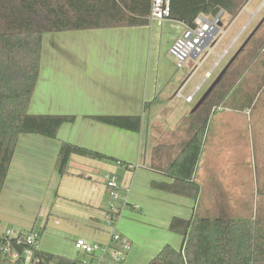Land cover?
I'll list each match as a JSON object with an SVG mask.
<instances>
[{"label":"crops","instance_id":"1","mask_svg":"<svg viewBox=\"0 0 264 264\" xmlns=\"http://www.w3.org/2000/svg\"><path fill=\"white\" fill-rule=\"evenodd\" d=\"M263 4L264 1L258 11ZM247 5L235 17L223 13L220 24L223 38H219L213 52L197 69L196 60H190L187 68L177 67L169 55L186 26L172 19L162 24L150 20L143 27L50 33L56 36L53 41H46L44 72L41 71L45 77L41 73L29 112L73 115L76 120L62 125L55 139L37 134L19 137L0 196V233L9 230L16 236L31 230L38 232L35 224L39 218H47L44 233L48 227L50 231L61 227L62 232L76 231L89 240H101L98 231L108 230V212L113 204L107 182L114 177L118 179L117 205L121 217L123 212L126 214L121 228L124 235L118 230L119 224L116 226L131 245L122 264H148L167 244L181 249L183 238L168 229L174 217L209 218L210 211L220 209L232 218L240 214L228 211L243 208L242 201L247 195L243 187L239 191L236 186L237 177L245 172L237 158L247 151L248 142L254 152L259 150L264 156V91L244 110L222 106H219L222 110H212L193 177L201 189L197 200L152 188L155 181L172 180L150 166L154 148L194 113L203 92L206 93L204 87L209 83V89L214 82L215 79L209 81L220 63L213 56L220 58L239 39L246 26L229 48L223 53L216 52ZM225 18L229 21L225 22ZM66 38L67 43L61 42ZM210 72L212 75L207 78ZM258 83L255 74L249 75L241 95L254 92ZM178 92L183 97L194 95L193 101L177 97ZM201 92L202 96L196 100ZM94 116H140L141 129L139 132L120 129L100 123ZM63 143L115 161L74 154L62 175L56 165ZM175 236L181 240L180 247ZM144 239H149L145 248L140 244ZM60 247L57 251L60 253H52L39 243L44 252L69 257L63 255L65 250Z\"/></svg>","mask_w":264,"mask_h":264},{"label":"trees","instance_id":"2","mask_svg":"<svg viewBox=\"0 0 264 264\" xmlns=\"http://www.w3.org/2000/svg\"><path fill=\"white\" fill-rule=\"evenodd\" d=\"M250 0H170V19L192 26L201 16L215 18L223 12L235 17ZM152 0H0V196L19 137L37 134L55 139L60 127L73 123V115H32L29 108L37 90L45 36L50 33L112 28L143 27L150 24ZM259 83L244 95L249 75ZM264 91V23L227 69L199 109L179 129L154 148L151 169L171 183L153 182L152 188L197 200L200 186L193 177L212 110L222 106L244 110ZM238 98V99H237ZM244 98V100H242ZM94 120L131 132L141 129L140 116H94ZM92 159L111 158L63 143L57 170L64 174L71 155ZM123 164V162H120ZM125 165V164H123ZM128 169L133 167L127 165ZM235 219L224 209L216 218L174 217L169 231L183 238L181 249L165 245L148 264H264V218ZM0 238V264H21L13 253L23 254L27 233ZM45 227L38 231L43 235ZM40 264H81L76 259L35 250Z\"/></svg>","mask_w":264,"mask_h":264},{"label":"built area","instance_id":"3","mask_svg":"<svg viewBox=\"0 0 264 264\" xmlns=\"http://www.w3.org/2000/svg\"><path fill=\"white\" fill-rule=\"evenodd\" d=\"M259 9V11L263 8ZM253 16V15H252ZM171 3L170 0H152V10L150 20L152 23L162 24L167 20H171ZM223 17V12L215 18L199 17L194 25H186L181 35L174 41L169 50V55L175 60L177 67H182L190 60L198 61L201 55L206 52L203 58L198 62L196 69L200 67L208 55L213 52L215 44L218 42L217 36L221 31L220 24ZM249 24V23H248ZM236 42V41H235ZM221 55L220 61L228 54ZM217 63V65L219 64ZM212 73L207 74V78L211 77ZM177 97L184 98L187 102H192L194 95L183 97L181 92L177 93ZM222 110L220 107L213 111ZM109 197L112 199L110 211L106 227L110 230V240L107 244L89 243L83 239L75 242V249L78 253L84 254L83 257L75 258L81 264H122L126 255L131 250V245L117 230L116 221L121 215V208L117 205L120 200L118 179L111 178L107 182ZM26 234V233H25ZM18 235H12L8 231L0 233V238H17ZM39 234L36 231L27 233L25 236V244L30 248L26 249L21 255L13 253L14 260H21V264H40V260L35 256V250L39 248Z\"/></svg>","mask_w":264,"mask_h":264},{"label":"rangeland","instance_id":"4","mask_svg":"<svg viewBox=\"0 0 264 264\" xmlns=\"http://www.w3.org/2000/svg\"><path fill=\"white\" fill-rule=\"evenodd\" d=\"M262 1L264 0H253L251 3H249L246 7L247 9L244 10L243 16L239 19L236 25L228 29L227 36L224 37L223 43L216 50V52L218 53L219 52L223 53L224 52L223 50L225 48H229V45L232 44L234 39L238 36L239 32L241 33V31L243 30V27L246 26L244 30L242 31L239 39L236 40L235 44H232V47L230 49H228L229 50L228 54H226L224 58L220 61L219 67L213 73L212 78L210 79L209 82L217 78V76L224 69V67L228 64L231 58L236 54V52L240 49V47L244 44V42L247 40L250 34L263 20L264 6L260 11H258V8L260 7L259 5L262 3ZM251 13H253V16H251L252 15ZM228 21L229 20L225 18V22H228ZM53 36H56V35L47 34L45 36L44 50H45L47 39H50L53 41L54 40ZM221 37L223 38V33H219L217 36V39ZM64 41L65 43H67L68 39L66 38L65 40H62L61 42H64ZM206 52H204L201 55V57L199 58L197 62H194L195 65H198V62L203 58ZM44 57H45V52L43 53V61H42L43 65L42 66H44ZM213 59H215V61L217 62L219 61V58H217L216 56H213ZM188 63L189 62L185 64L186 68H187ZM205 66L203 67L202 70H204ZM42 72H44V70ZM42 74L40 77H42ZM43 77H45V74H43ZM208 85L209 83L204 87L203 91H207L208 89L207 87H209ZM203 95H204V92H203ZM201 96H202V92L196 97V100H198ZM178 102H181V101L178 100ZM261 155L262 153L259 150L254 152L251 149V144H249L248 142L247 151L244 154H240L239 158H237V161L240 164L244 165L245 172L244 174H240V176L237 177L238 181L236 183V186L239 191H241L243 187L244 188L243 192H245L247 195L246 197H244L242 201L243 208L239 206L236 208L235 207L228 208V211H230L231 213L232 212L234 213L235 210L236 212L240 213V214H234L233 218L235 219H250L251 217L255 215V213H258V215L262 219L264 218V156L262 157ZM259 181H261L260 184H259ZM260 188H262L263 190V192L261 191V193L259 192ZM251 195L254 196V199L250 198ZM259 196H260V199H259ZM237 203L240 204L241 201H237ZM124 216H126V214L123 212L122 217L120 215L121 217L120 221L119 220H118L119 222L116 221V225L119 224L118 230L122 235H124L121 229L123 222H125ZM217 216H218V212L213 211V210L212 212L210 211L209 217L216 218ZM46 222H47V218H44V219L39 218V220L37 221V224H35L37 231L43 229L44 226L46 225L45 224ZM98 235L99 237H102L101 240L100 239L99 240H89L87 239V237H85V235H81L80 233L76 231L66 230L62 232L61 227H55L53 228L52 231H50V227H48L46 232L42 236H40L39 243L42 249H45L48 252H52V253H60L57 251H60L61 250L60 246H62L63 249L65 250V252H62L63 255L69 256L71 258H77V257H83L84 255L82 253H78V251L75 249L74 245L77 240L83 239L89 243L107 244L110 240L111 232L110 230L104 229V230L98 231ZM147 235L148 233H146L144 237H146ZM175 238L179 240L178 237L175 236ZM180 242L181 240H179V244H177V247H180ZM148 243H149V239H144L142 240L140 244L142 245L143 248H145V246L148 245Z\"/></svg>","mask_w":264,"mask_h":264},{"label":"water","instance_id":"5","mask_svg":"<svg viewBox=\"0 0 264 264\" xmlns=\"http://www.w3.org/2000/svg\"><path fill=\"white\" fill-rule=\"evenodd\" d=\"M264 23V18L260 22V24L254 29V31L250 34V36L247 38V40L244 42V44L240 47V49L236 52V54L231 58V60L228 62V64L224 67V69L220 72L218 77L214 80L210 88L206 91V93L203 95V97L200 99V101L197 103L195 108L193 109V112H196L199 107L206 101V99L209 97V95L212 93V91L215 89V87L220 83L221 79L223 78L224 74L226 73L227 69L230 67V65L234 62V60L238 57V55L244 50L247 43L250 41V39L253 37V35L256 33L260 25Z\"/></svg>","mask_w":264,"mask_h":264}]
</instances>
